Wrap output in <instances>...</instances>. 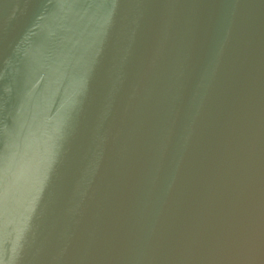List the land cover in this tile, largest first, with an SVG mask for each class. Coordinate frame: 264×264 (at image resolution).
I'll return each instance as SVG.
<instances>
[{
	"label": "water",
	"instance_id": "95a60500",
	"mask_svg": "<svg viewBox=\"0 0 264 264\" xmlns=\"http://www.w3.org/2000/svg\"><path fill=\"white\" fill-rule=\"evenodd\" d=\"M0 264H264V0H0Z\"/></svg>",
	"mask_w": 264,
	"mask_h": 264
}]
</instances>
